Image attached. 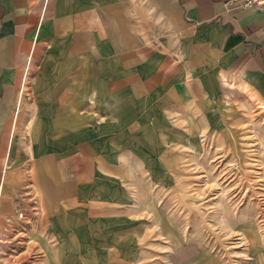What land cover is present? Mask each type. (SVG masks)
<instances>
[{
	"label": "crops",
	"instance_id": "obj_1",
	"mask_svg": "<svg viewBox=\"0 0 264 264\" xmlns=\"http://www.w3.org/2000/svg\"><path fill=\"white\" fill-rule=\"evenodd\" d=\"M224 83L264 106V11L230 0H0V235H39L45 264H132L88 241L121 214L122 129L157 94L175 106Z\"/></svg>",
	"mask_w": 264,
	"mask_h": 264
},
{
	"label": "rangeland",
	"instance_id": "obj_2",
	"mask_svg": "<svg viewBox=\"0 0 264 264\" xmlns=\"http://www.w3.org/2000/svg\"><path fill=\"white\" fill-rule=\"evenodd\" d=\"M188 92L175 106L157 94L126 123L114 155L121 214L102 219L88 241L132 264H189L200 252L264 264V106L236 84ZM40 241L10 227L0 264H45Z\"/></svg>",
	"mask_w": 264,
	"mask_h": 264
},
{
	"label": "bare ground",
	"instance_id": "obj_3",
	"mask_svg": "<svg viewBox=\"0 0 264 264\" xmlns=\"http://www.w3.org/2000/svg\"><path fill=\"white\" fill-rule=\"evenodd\" d=\"M261 106H263V104ZM224 216H225L224 218H227L229 216V214L226 212L224 214ZM243 238H244V236H243ZM255 244H256V242L251 243V245H253V246H255ZM252 252H254V250H252ZM216 254L200 252L199 255H197L195 258H193V260L189 264H225L224 261ZM253 261H254V259H253Z\"/></svg>",
	"mask_w": 264,
	"mask_h": 264
},
{
	"label": "built area",
	"instance_id": "obj_4",
	"mask_svg": "<svg viewBox=\"0 0 264 264\" xmlns=\"http://www.w3.org/2000/svg\"><path fill=\"white\" fill-rule=\"evenodd\" d=\"M233 5L239 7H253L260 11H264V0H230ZM23 217V212L19 213Z\"/></svg>",
	"mask_w": 264,
	"mask_h": 264
}]
</instances>
